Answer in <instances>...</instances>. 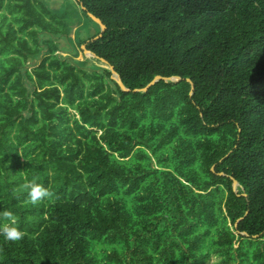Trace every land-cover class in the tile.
I'll return each instance as SVG.
<instances>
[{"label": "trees", "instance_id": "trees-1", "mask_svg": "<svg viewBox=\"0 0 264 264\" xmlns=\"http://www.w3.org/2000/svg\"><path fill=\"white\" fill-rule=\"evenodd\" d=\"M69 1L0 0V264H264V0Z\"/></svg>", "mask_w": 264, "mask_h": 264}, {"label": "clouds", "instance_id": "clouds-1", "mask_svg": "<svg viewBox=\"0 0 264 264\" xmlns=\"http://www.w3.org/2000/svg\"><path fill=\"white\" fill-rule=\"evenodd\" d=\"M24 187L29 190V197L32 203L37 202L40 198L47 195V191L41 186L34 183L25 184ZM0 217H2L7 223L0 225V236L4 239L15 242L23 238L24 233L16 227V219L11 211L5 210L0 212Z\"/></svg>", "mask_w": 264, "mask_h": 264}, {"label": "water", "instance_id": "water-1", "mask_svg": "<svg viewBox=\"0 0 264 264\" xmlns=\"http://www.w3.org/2000/svg\"><path fill=\"white\" fill-rule=\"evenodd\" d=\"M89 15V17L100 27V33H99V35L97 36V37H95V40H97L98 38H100L101 36H102V33L104 32V30H105V26L102 24V22L98 19V18H96L95 16H93L92 14H88ZM81 49L83 50V52H84V54L85 55H88L89 57H92V58H94V59H98L93 53H91L90 51H88L86 48H85V46H82L81 47ZM100 61H101V63H103V67L104 68H107L110 72H111V74H112V76H111V79L119 86V88H120V90L122 91V92H130V90L129 89H127L126 87H125V85L123 84V82H122V80H121V78H120V76L114 71V68L113 67H109V66H107L106 64H105V61H103V60H101L100 59ZM161 80H163V81H165V82H169V81H178L179 79L178 78H164V77H161V76H156L148 85H146L144 88H142V89H134L133 90V92H135V93H145V92H147V90L151 87V86H153V85H155L157 82H159V81H161ZM189 81V80H188ZM192 92H193V86L191 87V92H190V95H192ZM238 186H239V184H238V182L236 181V180H233V186H232V188H233V190L235 191V192H237V188H238Z\"/></svg>", "mask_w": 264, "mask_h": 264}, {"label": "rangeland", "instance_id": "rangeland-1", "mask_svg": "<svg viewBox=\"0 0 264 264\" xmlns=\"http://www.w3.org/2000/svg\"><path fill=\"white\" fill-rule=\"evenodd\" d=\"M50 5L53 8H57L60 5V8L65 7V8H71L70 6L72 5L71 2L69 0H47ZM72 10V14H73V20L76 22V10L75 9H71ZM73 38V34L71 36ZM84 58L93 60L94 58L89 57L88 55H85L84 52H79V55L77 57V60L82 61L84 60ZM99 66H104L102 63L98 64ZM218 259L217 258H212L211 260V264H217Z\"/></svg>", "mask_w": 264, "mask_h": 264}]
</instances>
